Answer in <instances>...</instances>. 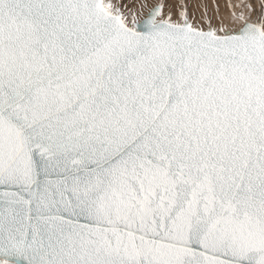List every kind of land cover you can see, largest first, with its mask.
Here are the masks:
<instances>
[{
    "label": "snow or ice",
    "instance_id": "1",
    "mask_svg": "<svg viewBox=\"0 0 264 264\" xmlns=\"http://www.w3.org/2000/svg\"><path fill=\"white\" fill-rule=\"evenodd\" d=\"M0 264H264V0H0Z\"/></svg>",
    "mask_w": 264,
    "mask_h": 264
},
{
    "label": "rangeland",
    "instance_id": "2",
    "mask_svg": "<svg viewBox=\"0 0 264 264\" xmlns=\"http://www.w3.org/2000/svg\"><path fill=\"white\" fill-rule=\"evenodd\" d=\"M221 2H223V0H221Z\"/></svg>",
    "mask_w": 264,
    "mask_h": 264
}]
</instances>
